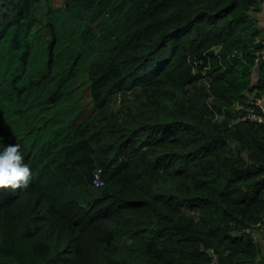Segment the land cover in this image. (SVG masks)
Masks as SVG:
<instances>
[{
	"label": "trees",
	"instance_id": "trees-1",
	"mask_svg": "<svg viewBox=\"0 0 264 264\" xmlns=\"http://www.w3.org/2000/svg\"><path fill=\"white\" fill-rule=\"evenodd\" d=\"M257 5L0 0V146L32 171L0 188V264H264V120L232 107L264 95Z\"/></svg>",
	"mask_w": 264,
	"mask_h": 264
},
{
	"label": "clouds",
	"instance_id": "clouds-1",
	"mask_svg": "<svg viewBox=\"0 0 264 264\" xmlns=\"http://www.w3.org/2000/svg\"><path fill=\"white\" fill-rule=\"evenodd\" d=\"M257 2H258V0H257ZM257 10L262 11L259 8V2L257 5V8H254L252 14ZM252 19H253V22L256 24L253 16H252ZM256 38H260L264 41V33L262 30L257 36H255V39ZM255 39H254V44L257 45L258 47L255 51L254 58L256 57L257 50L263 46V44H256ZM219 48L220 47H218L215 51L217 52V50ZM241 56H242L241 54L233 53L230 57L239 58ZM254 58H253L252 70L256 74V73H258V69H257L258 65L264 60H261L258 63V65H255L254 64ZM121 94L122 93H117L115 95L118 102L121 100ZM126 94H127V98H128L130 92H127ZM262 97H264V95L260 96L258 98H262ZM114 106H115V104H114ZM258 123H261V122H258ZM95 173L98 174V177H99L98 180L100 182L99 185H96L94 183ZM31 175H32V171H31L30 165L25 162V155H24V152L22 151V146L20 143L9 144L7 146H0V188L11 187V188L15 189L18 187L27 186L29 181H30ZM104 182L105 181H104V178L102 175V169L100 167H95L91 173V186L94 189H99V188L104 186ZM257 224H259V223H257ZM259 230H260V227H258L254 232H250L248 230H246V231L252 233L253 235H258L259 233H257V232Z\"/></svg>",
	"mask_w": 264,
	"mask_h": 264
},
{
	"label": "built area",
	"instance_id": "built-area-1",
	"mask_svg": "<svg viewBox=\"0 0 264 264\" xmlns=\"http://www.w3.org/2000/svg\"><path fill=\"white\" fill-rule=\"evenodd\" d=\"M259 2V8L264 11V0H258ZM256 44H263L260 49L257 50L256 52V57L254 58V64L258 65V63L261 60H264V41L260 38L255 39ZM211 99V97H210ZM248 105L242 106L239 105V103H235L232 107L239 110L238 115H237V120L238 121H252V122H262L264 120V97L262 98H250L248 101ZM217 113H215L216 115ZM217 118V116H216ZM95 179L94 183L96 185H99L100 182L98 180V174L95 173ZM259 227V224H256L252 226L248 231L254 232L257 228Z\"/></svg>",
	"mask_w": 264,
	"mask_h": 264
},
{
	"label": "rangeland",
	"instance_id": "rangeland-1",
	"mask_svg": "<svg viewBox=\"0 0 264 264\" xmlns=\"http://www.w3.org/2000/svg\"><path fill=\"white\" fill-rule=\"evenodd\" d=\"M53 1L57 5V4L60 3L61 0H53ZM8 45H9V43H7L5 45V47H7ZM22 47H23V45H22ZM23 49H24V47H23ZM10 53L11 52L8 53V56L10 55ZM8 56H6L5 59L8 58ZM75 68L79 69V68H81V66H75ZM65 73H66V66H61V69L56 72V74H57L56 75V80H63V78L65 76ZM136 93H135V96H136ZM85 95H86V93L83 90L82 93H81V96L77 97V98H86ZM130 98L133 99L131 94H130ZM143 101H144V99L141 96L139 98L138 97H134V100L129 101L127 99V94H121V100L118 102L116 96H114L112 103L115 104L116 108L114 110L117 111L122 105H127L129 107H132L133 105H135V103H139V102H143ZM9 116H10L11 122H13L14 125L18 124V118L15 117V116H17L16 114H11Z\"/></svg>",
	"mask_w": 264,
	"mask_h": 264
},
{
	"label": "crops",
	"instance_id": "crops-1",
	"mask_svg": "<svg viewBox=\"0 0 264 264\" xmlns=\"http://www.w3.org/2000/svg\"><path fill=\"white\" fill-rule=\"evenodd\" d=\"M254 21L256 22L257 26L260 28V30L264 33V12L263 11H255L252 14Z\"/></svg>",
	"mask_w": 264,
	"mask_h": 264
}]
</instances>
